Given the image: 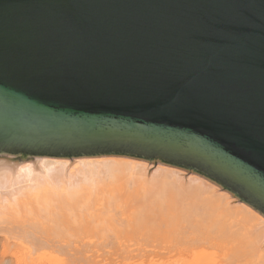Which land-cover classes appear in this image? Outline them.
<instances>
[{"label": "water", "instance_id": "water-1", "mask_svg": "<svg viewBox=\"0 0 264 264\" xmlns=\"http://www.w3.org/2000/svg\"><path fill=\"white\" fill-rule=\"evenodd\" d=\"M106 156L264 218V0H0V158Z\"/></svg>", "mask_w": 264, "mask_h": 264}, {"label": "bare ground", "instance_id": "bare-ground-1", "mask_svg": "<svg viewBox=\"0 0 264 264\" xmlns=\"http://www.w3.org/2000/svg\"><path fill=\"white\" fill-rule=\"evenodd\" d=\"M0 240L29 264H264L256 211L198 175L125 157L0 158Z\"/></svg>", "mask_w": 264, "mask_h": 264}, {"label": "rangeland", "instance_id": "rangeland-1", "mask_svg": "<svg viewBox=\"0 0 264 264\" xmlns=\"http://www.w3.org/2000/svg\"><path fill=\"white\" fill-rule=\"evenodd\" d=\"M26 160H28V158H26ZM4 244H5L4 241L0 240V257H1L0 258V264H29L28 261H26L27 262L26 263L24 261V259L19 257L18 253H20V251L16 247H13V249H11V247L9 246L10 247V250H9V249H6V247L8 248V246H6ZM44 263L45 264H49L48 262H44ZM44 263L42 262V264H44ZM103 263L104 264H109V260H103V261L102 260H100V261L94 260V261L90 262V264H103ZM37 264H39V263H37Z\"/></svg>", "mask_w": 264, "mask_h": 264}]
</instances>
